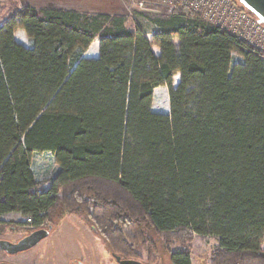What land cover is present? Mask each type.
I'll return each mask as SVG.
<instances>
[{
    "label": "trees",
    "instance_id": "trees-1",
    "mask_svg": "<svg viewBox=\"0 0 264 264\" xmlns=\"http://www.w3.org/2000/svg\"><path fill=\"white\" fill-rule=\"evenodd\" d=\"M140 17L154 29L33 8L0 26V218L83 215L126 259L157 262L160 241L191 264L197 235L218 239L210 264H264V53L186 7ZM160 87L170 114L153 110ZM38 153L59 168L47 190Z\"/></svg>",
    "mask_w": 264,
    "mask_h": 264
},
{
    "label": "rangeland",
    "instance_id": "rangeland-1",
    "mask_svg": "<svg viewBox=\"0 0 264 264\" xmlns=\"http://www.w3.org/2000/svg\"><path fill=\"white\" fill-rule=\"evenodd\" d=\"M121 1V0H120ZM121 3V14L125 15L130 20V26L137 25L138 22L146 29L153 30L154 28L144 18L140 17L143 14L150 16L167 15L170 13L168 8H157L155 12H138ZM13 8L4 2H0V26L5 23L6 19ZM119 10V9H117ZM12 16V15H11ZM22 34H19L17 41H22ZM24 41L25 38L23 39ZM29 45V43H26ZM95 46L84 57H92ZM180 83V76H176L173 86L177 88ZM153 110L157 113L170 114V99L169 90L167 87H160L156 90L153 102ZM32 168L37 181L41 185V189L47 190L51 181L55 177L58 166L49 153H38L34 156ZM0 220L12 222L15 226L25 224L26 218L20 213H12L4 215ZM49 231L46 239L42 240L36 247L25 253L22 257L24 263L27 264H115L112 259L111 252L103 237L94 229L92 222L88 221L83 215L70 214L61 221H57L52 226H42ZM52 230V231H51ZM154 237V236H153ZM159 238V237H158ZM156 236L154 239L158 240ZM161 240H166L161 237ZM159 255L157 258L158 264H170V254L165 252L160 243ZM218 245V239L215 237L193 236V240L186 244L191 251V264H210L211 256ZM182 246L174 244L173 251H177ZM137 251L144 261H147V253L141 247H137Z\"/></svg>",
    "mask_w": 264,
    "mask_h": 264
},
{
    "label": "built area",
    "instance_id": "built-area-1",
    "mask_svg": "<svg viewBox=\"0 0 264 264\" xmlns=\"http://www.w3.org/2000/svg\"><path fill=\"white\" fill-rule=\"evenodd\" d=\"M138 12H155L157 8L186 7L201 16L204 22L244 41L264 53V25L237 0H121ZM235 60L239 58L234 55ZM28 222H32L29 218Z\"/></svg>",
    "mask_w": 264,
    "mask_h": 264
},
{
    "label": "crops",
    "instance_id": "crops-1",
    "mask_svg": "<svg viewBox=\"0 0 264 264\" xmlns=\"http://www.w3.org/2000/svg\"><path fill=\"white\" fill-rule=\"evenodd\" d=\"M0 2L7 3V5L9 4L10 9L11 7L13 8V10H11L9 16L6 19H9L11 15H13L15 12L24 8H33L38 10L60 9V10L77 11L81 13H96V14H109V15L121 14L120 0H0ZM19 34H22L21 35L22 41H18V42L26 47H31L32 41L27 37L25 31L19 30L16 33V40ZM24 38L26 41L23 40ZM26 43H29V45H27ZM93 46H95V49L93 51L94 52L93 56L86 58L98 57L99 42L98 41L94 42L91 47ZM91 47L89 48V50L91 49Z\"/></svg>",
    "mask_w": 264,
    "mask_h": 264
},
{
    "label": "flooded vegetation",
    "instance_id": "flooded-vegetation-1",
    "mask_svg": "<svg viewBox=\"0 0 264 264\" xmlns=\"http://www.w3.org/2000/svg\"><path fill=\"white\" fill-rule=\"evenodd\" d=\"M40 229H44V228H39V229L36 228L34 224L32 222H28L27 219H26L25 224H22L20 227L15 226L12 222L1 220L0 222V241L9 242L10 244L16 245L20 243L22 240H24L26 237H28L30 234ZM50 235H51V232H50ZM30 250L25 251V252H20L17 254H11L8 251H0V264H27V263H24V258L22 256L25 253L29 252ZM111 255H112V259L115 262V264H119L115 257L117 255H115L112 252H111ZM121 260H135V261L142 262L143 264H158V262L149 263L147 261L139 260V259L121 258ZM169 263L172 264L171 261Z\"/></svg>",
    "mask_w": 264,
    "mask_h": 264
},
{
    "label": "water",
    "instance_id": "water-1",
    "mask_svg": "<svg viewBox=\"0 0 264 264\" xmlns=\"http://www.w3.org/2000/svg\"><path fill=\"white\" fill-rule=\"evenodd\" d=\"M238 3L252 15H254L258 21L264 25V0H237ZM49 236L47 229H40L20 243L13 245L9 242L0 241V251H8L11 254H17L20 252L28 251L37 246L42 240ZM119 264H143L142 262L135 260H121V257L115 256Z\"/></svg>",
    "mask_w": 264,
    "mask_h": 264
}]
</instances>
